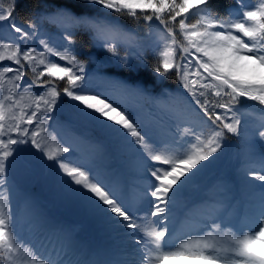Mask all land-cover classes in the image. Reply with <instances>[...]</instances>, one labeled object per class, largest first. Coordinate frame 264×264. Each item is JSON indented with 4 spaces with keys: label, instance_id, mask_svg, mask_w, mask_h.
Returning <instances> with one entry per match:
<instances>
[{
    "label": "snow or ice",
    "instance_id": "6c2138e0",
    "mask_svg": "<svg viewBox=\"0 0 264 264\" xmlns=\"http://www.w3.org/2000/svg\"><path fill=\"white\" fill-rule=\"evenodd\" d=\"M17 4L0 0V33L10 37L0 34V264H264V0H235L223 13L217 0H63L30 10L22 23ZM120 18L144 29L145 40L153 22L163 26L151 63ZM85 47L110 55L89 72ZM172 73L187 95L155 91ZM62 94L73 102L67 123L86 121L95 135L57 139L50 122L59 123ZM129 100L142 102L139 111ZM249 101L259 112L251 127L253 113L241 108ZM229 134L238 141L239 188L202 195L192 186L225 154ZM29 144L59 191L127 241L130 255L91 248L29 199L14 205L9 177ZM113 146L135 159L131 188L103 163ZM181 218L191 232L175 243Z\"/></svg>",
    "mask_w": 264,
    "mask_h": 264
},
{
    "label": "trees",
    "instance_id": "16d2710c",
    "mask_svg": "<svg viewBox=\"0 0 264 264\" xmlns=\"http://www.w3.org/2000/svg\"><path fill=\"white\" fill-rule=\"evenodd\" d=\"M49 2V3H55V2H63V0H18L17 4V9H16V17L17 21L22 23L23 19L28 15V12L32 9H36L39 5ZM194 2V0H193ZM256 2V0H246V3L252 4ZM229 6L232 8L236 7L235 0H217V7L220 9V11L223 13L225 9H227ZM74 10H80V9H74ZM196 17H193L190 22H194ZM121 23L129 30H137L138 32V39L141 41L145 42L146 45V51L148 53L149 57V62L151 63L152 58L154 56V49L152 47L153 44L155 43H162L160 40V36L163 30V27L159 25L157 22H153L152 24V35L150 38L145 40L146 37V32L144 29H137V26L134 24V22L120 18ZM53 38L56 36V30L52 27H48L45 29ZM2 34L3 38L5 40L10 39L9 34L7 31H3ZM166 35V33H164ZM41 50V49H38ZM158 50V49H157ZM81 55L80 59L84 60L85 63V70L91 72L97 63H100L103 61V58L105 55H110L107 53H104L100 50H97L92 47H85L84 49L81 50ZM123 54V52H121ZM89 55L93 57L91 61L88 60ZM6 64H10L11 62H2ZM195 67V65H193ZM143 79L150 80V69L142 73ZM31 78V73L29 70V74L25 77V80H29ZM47 78V77H46ZM60 88L64 86V82H58ZM161 87L168 88L171 90L173 93H176L177 95H187L186 91L183 89L182 85L177 81L175 77V73H172L170 78H167L164 80L162 85H158L155 88V91H159ZM39 93V90H37ZM61 98L67 102L69 105H71L73 102L69 100L66 96L61 95ZM58 101V105L55 109L57 113V120L59 123L56 122H50L53 124L55 128V132L58 133L57 139L63 138L66 141H75L79 143L78 140H74L71 137V134L69 133V130L74 131L76 134L80 136L81 133L89 134V130L85 128L82 125H79L77 122L73 123L72 125H69L67 123V117L69 116V111L63 107L62 101ZM189 99H191L189 97ZM142 103L140 101L136 100H129L128 104L132 105L133 107H137V110L139 111L138 105ZM254 102H247L246 104H242L241 108L244 109L245 112H251L253 113L252 116L246 117L249 121V126H253L254 124L258 123V116L259 112L256 107L253 106ZM142 115L145 119H151V117L148 115V110L144 109L142 112ZM181 127H184V125H181ZM50 132H52V129H49ZM45 140H47V137H45ZM228 144V148L226 149V152L224 155L220 157V160L218 162L213 163L209 170L207 172H203L198 183V188L200 189L201 192L200 194H206V195H214V191L217 189H222L221 185L226 186L227 188H233V189H238L240 185V180H241V161L239 159V162L237 165L233 164V157L239 158L237 155V145L238 141L236 140L235 137H232L231 134H229L228 139L226 141ZM54 146V145H53ZM80 150L84 151L86 150L85 145H80ZM112 161H115L117 165L122 169V170H132L136 171V162L135 159L130 155V153L126 150H121L115 146L111 148V155L108 160L104 161L103 163H111ZM238 172L236 173V171ZM223 172H227L228 174H232L234 179H228L226 182L222 179V174ZM9 185L11 186V193L10 196L13 199L14 205L17 203H20L26 198L31 200L32 197L36 196L34 189H33V184L31 183L27 187H17L11 177H9ZM57 193H52V192H46L40 195L38 198L46 203L49 207L55 210L57 212V202H56V196ZM58 213V212H57ZM189 236H184L181 239H188ZM176 240V243H179L180 240Z\"/></svg>",
    "mask_w": 264,
    "mask_h": 264
},
{
    "label": "rangeland",
    "instance_id": "374dc122",
    "mask_svg": "<svg viewBox=\"0 0 264 264\" xmlns=\"http://www.w3.org/2000/svg\"><path fill=\"white\" fill-rule=\"evenodd\" d=\"M177 39L181 41L183 40L182 36L179 35L178 29H177ZM37 94L39 93L37 92ZM61 101L63 107L66 108L70 113L72 111L70 105L67 102H65L62 98ZM77 123L87 128V130H89L90 135H95V130H93V126L91 124H89L86 121H77ZM70 133L72 134L71 136L72 139L78 140L79 137L78 135H76L74 132H70ZM21 147L24 148V151H22L21 154L19 155L18 164L11 176L13 183L17 187H22V186L27 187L35 180L39 179L41 181V185L43 187L44 193L46 192L57 193V195L55 196L56 197L55 200L57 202L56 204L58 208L57 209L58 213L53 211L48 205H46V203L41 202L37 198L34 199L32 198L31 201H33L37 205L39 210L47 213L56 221L75 228V230L79 233L82 242L93 249L103 250L107 246H118L121 249H124V251L121 252V255L131 254V249L127 247V241L122 240V238L119 237L115 232L109 231V229L102 220L90 215L74 199H71L63 195L59 191L58 185L56 184L53 174L40 162L41 153H39L30 144ZM219 160L220 158L216 162H218ZM232 162L234 165H237L239 162V158L233 157ZM111 163H113L117 167L115 162L112 161ZM117 168L120 169V167ZM209 168H207L205 172H207ZM237 172L238 170L236 171V173ZM120 173L121 174L118 177H121V180L126 182L128 186L131 188V186L137 179V170L135 172L134 171L132 172L130 170L122 171L120 169ZM201 175L198 177L197 183L192 186L194 189L198 188V183ZM221 177L224 180V182H226L228 179H234L233 175L231 173L228 174L227 172H223ZM256 183H260V182L256 181ZM221 191L223 190L222 189L215 190L214 195ZM174 229L175 230L173 231L172 234L174 239H178L181 236H183V234L187 232L189 233L191 232V226L189 224H184L182 218L175 222ZM21 231L27 233V227L22 225ZM255 247L257 248V250H260L261 248L259 244L255 245ZM168 264H202V262L199 260L186 261L181 259V260H169Z\"/></svg>",
    "mask_w": 264,
    "mask_h": 264
},
{
    "label": "water",
    "instance_id": "95a60500",
    "mask_svg": "<svg viewBox=\"0 0 264 264\" xmlns=\"http://www.w3.org/2000/svg\"><path fill=\"white\" fill-rule=\"evenodd\" d=\"M35 188H36V192L40 193L42 191V186H41V182L40 181H36L35 182Z\"/></svg>",
    "mask_w": 264,
    "mask_h": 264
}]
</instances>
